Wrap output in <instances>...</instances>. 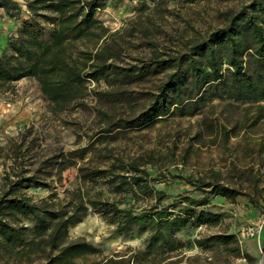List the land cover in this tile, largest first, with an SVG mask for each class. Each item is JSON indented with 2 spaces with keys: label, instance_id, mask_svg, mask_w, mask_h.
<instances>
[{
  "label": "trees",
  "instance_id": "1",
  "mask_svg": "<svg viewBox=\"0 0 264 264\" xmlns=\"http://www.w3.org/2000/svg\"><path fill=\"white\" fill-rule=\"evenodd\" d=\"M122 1L0 0L4 16L17 23L0 52V94H13L16 83L31 81L53 117L94 95L100 106L113 110L97 111L107 122L103 130L107 134L154 126L168 118L194 117L213 101L247 105L242 123L227 129L219 119H204L190 139L200 143L209 136L206 133L215 131L224 148L239 131L264 122V0H238L236 8L221 13V26L187 40L181 49L161 47L154 39L161 28L141 15L114 32L96 18L109 2ZM132 1L143 3L142 13L150 10L145 2L159 5L166 0ZM143 49L147 53H141ZM23 152L20 145L13 148L11 164L19 165L0 178V264H154L153 259L157 264H178L180 259H171L187 245L178 238L181 231L224 226V215L208 209L212 199L235 203L242 197L264 213L262 143L241 168L231 161L196 177L173 175L198 197L182 195L168 204L164 203L169 197L155 188L159 178L147 172V166L157 163L152 154L115 159L107 168L78 167V184L65 189L62 198L53 193L49 201H35L26 191L48 187L38 177L41 169H49L60 181L84 150L53 154L34 171L24 167ZM185 161L182 157L180 164ZM171 163L177 165L175 160ZM86 183L106 187L108 195L84 189ZM126 194L142 197L149 205L140 210L120 208ZM89 213L119 236L134 230L146 233L143 249L127 257H103L84 239L69 238V230ZM189 242L203 252L220 250L250 261L232 233L221 231Z\"/></svg>",
  "mask_w": 264,
  "mask_h": 264
},
{
  "label": "rangeland",
  "instance_id": "2",
  "mask_svg": "<svg viewBox=\"0 0 264 264\" xmlns=\"http://www.w3.org/2000/svg\"><path fill=\"white\" fill-rule=\"evenodd\" d=\"M238 3V0H199L192 4L166 0L159 5L145 2L150 10L140 13L142 2L123 0L117 5L109 2L104 10L96 13V18L114 32L129 18L141 15L143 20L151 19L161 28L154 35L161 47L181 49L187 40L201 37L221 26V13L236 8ZM16 26L17 23L5 17L0 10V52ZM140 52L147 53V50ZM145 87H151V84ZM245 107L247 105L213 101L194 117L168 118L154 126L116 130L107 134L103 132L107 122L101 120L97 111L102 109L112 113L113 110L100 106L94 95L87 96L81 105L53 117L47 112L33 82L22 80L15 84L13 94H0V178L11 167L19 165L11 164L14 158L13 148L17 145L24 151L20 158L28 171H34L44 158L58 152L65 154L84 150L82 159H76V164L62 173L60 181L54 173H49V169H41L38 177L48 187L26 191L35 201H49L51 194L56 193L58 198H62L65 189L78 184V167L107 168L115 159L134 160L152 154L158 157L157 163L155 166H147V172L151 178H159L155 188L169 197L164 204L182 195L197 198L198 194L189 185L172 176L181 173L196 177L210 167L223 168L231 161L241 168L251 161L250 153L255 155L258 143L264 145V122L245 132L239 131L236 138L229 139L225 148L216 139L215 131L206 133L209 136L203 142L190 141L195 131L201 128L199 124L204 119H219L227 129L236 122L242 123L246 114ZM182 157L186 161L180 164ZM173 160L177 165H171ZM83 188L101 190L108 195L107 188L101 185L92 186L86 183ZM133 195L126 194L121 197L119 207L140 210L149 205L147 200L142 197L135 198ZM208 209L224 215V226L184 229L178 234V238L187 245L181 252L172 255L171 261L180 259L178 264H264L261 257V251L264 250L263 212L250 207L242 197L235 203L214 198ZM259 226V240L246 235V229ZM221 231L236 235L240 249L249 255L250 261L244 257L235 258L220 250L203 252L189 242L195 237ZM145 236L146 233L138 230L119 236L93 213H89L82 222L69 230V238L84 239L98 248L103 257H127L138 252L143 249ZM152 261L154 264L158 262L157 259Z\"/></svg>",
  "mask_w": 264,
  "mask_h": 264
},
{
  "label": "built area",
  "instance_id": "3",
  "mask_svg": "<svg viewBox=\"0 0 264 264\" xmlns=\"http://www.w3.org/2000/svg\"><path fill=\"white\" fill-rule=\"evenodd\" d=\"M260 231H261V226H259L257 228H248V229H246V235L248 237H251V238H254V239H258ZM262 256H264V250L261 251V257Z\"/></svg>",
  "mask_w": 264,
  "mask_h": 264
},
{
  "label": "bare ground",
  "instance_id": "4",
  "mask_svg": "<svg viewBox=\"0 0 264 264\" xmlns=\"http://www.w3.org/2000/svg\"><path fill=\"white\" fill-rule=\"evenodd\" d=\"M262 258L264 259V256H262Z\"/></svg>",
  "mask_w": 264,
  "mask_h": 264
}]
</instances>
